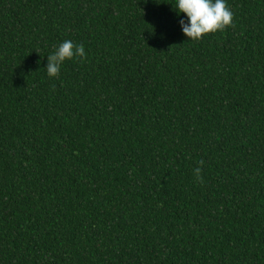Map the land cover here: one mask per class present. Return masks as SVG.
<instances>
[{
	"label": "trees",
	"instance_id": "16d2710c",
	"mask_svg": "<svg viewBox=\"0 0 264 264\" xmlns=\"http://www.w3.org/2000/svg\"><path fill=\"white\" fill-rule=\"evenodd\" d=\"M172 3L0 0V264H264V0Z\"/></svg>",
	"mask_w": 264,
	"mask_h": 264
},
{
	"label": "clouds",
	"instance_id": "9594fccd",
	"mask_svg": "<svg viewBox=\"0 0 264 264\" xmlns=\"http://www.w3.org/2000/svg\"><path fill=\"white\" fill-rule=\"evenodd\" d=\"M173 8L178 16L183 33L190 40H200L205 34L223 30L232 25L234 14L228 7L227 0H174ZM186 14V15H182ZM87 52L83 44H74L72 40H64L47 56L45 67L47 77L52 79L60 74L66 60L86 58ZM201 160L200 164L203 165ZM202 168L197 167L194 174L202 180Z\"/></svg>",
	"mask_w": 264,
	"mask_h": 264
}]
</instances>
